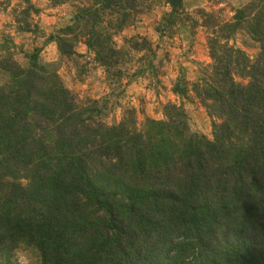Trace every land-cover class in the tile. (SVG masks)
I'll return each mask as SVG.
<instances>
[{"label": "trees", "instance_id": "1", "mask_svg": "<svg viewBox=\"0 0 264 264\" xmlns=\"http://www.w3.org/2000/svg\"><path fill=\"white\" fill-rule=\"evenodd\" d=\"M75 1L71 24L47 42L61 62L77 61L86 45L111 93L79 100L61 62L42 63L35 48L23 64L17 45L4 41L0 264H17L21 241L38 249L34 264H264V0L228 21L221 10L188 12L184 0H164L158 33L202 26L211 63L194 82L183 71L172 89L180 102L140 128L133 109L120 122L106 118L119 108L126 78L125 86L160 77L147 38L114 43L149 0ZM27 3L19 31L35 34ZM192 97L211 120L212 139L190 124L184 104Z\"/></svg>", "mask_w": 264, "mask_h": 264}, {"label": "rangeland", "instance_id": "2", "mask_svg": "<svg viewBox=\"0 0 264 264\" xmlns=\"http://www.w3.org/2000/svg\"><path fill=\"white\" fill-rule=\"evenodd\" d=\"M27 1L31 6L32 28L34 26L37 29L35 34L19 31L17 23L18 14L28 9ZM250 1L223 0L221 4H213L206 0H184L188 12H194L198 8H204L207 12L221 10L222 18L227 21L232 19L236 9ZM75 4H77L75 0L66 4H58L56 0H0V52L4 41L9 38L12 44L17 45L14 49L16 59L23 64H26L25 54L31 53L35 48L41 50L42 63H60L57 45L47 40L60 28L71 24ZM167 12L169 7L165 5L164 0H149L136 22L114 36V43L118 48L125 47V41L130 38L136 36L147 38L156 54L154 64L161 70V74L159 78L137 77L128 86H125L128 81L126 78L121 88L123 95L119 99L120 106L106 118L108 124L120 122L126 109L136 111L139 128L146 118L163 119V106L169 102H180L172 93V89L182 72H185L189 81L194 82L198 79L200 65L206 66L211 63L207 34L202 26L193 31L190 28L181 30L172 38L161 37L157 27ZM238 45H241L240 39ZM77 52L80 55L77 61L60 63L59 74L67 88L79 100H101L108 97L111 89L104 68L94 62V55L89 53L86 45L80 44ZM247 52L250 55L255 53L252 49H247ZM142 54H136L137 58ZM137 66L133 65L132 73ZM1 82L0 79V84ZM184 106L192 128L212 139V123L206 110L193 97L186 100ZM16 262L18 264V260Z\"/></svg>", "mask_w": 264, "mask_h": 264}, {"label": "clouds", "instance_id": "3", "mask_svg": "<svg viewBox=\"0 0 264 264\" xmlns=\"http://www.w3.org/2000/svg\"><path fill=\"white\" fill-rule=\"evenodd\" d=\"M39 252L35 246L21 241L15 249V256L17 257L18 264H34Z\"/></svg>", "mask_w": 264, "mask_h": 264}]
</instances>
